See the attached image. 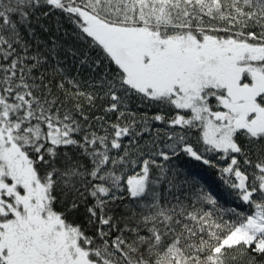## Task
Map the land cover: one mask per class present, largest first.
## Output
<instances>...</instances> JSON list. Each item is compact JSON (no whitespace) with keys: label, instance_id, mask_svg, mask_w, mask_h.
Listing matches in <instances>:
<instances>
[{"label":"trees","instance_id":"1","mask_svg":"<svg viewBox=\"0 0 264 264\" xmlns=\"http://www.w3.org/2000/svg\"><path fill=\"white\" fill-rule=\"evenodd\" d=\"M73 6L118 27L262 48L264 0H0L2 123L87 258L264 264V244H224L254 214L253 200L264 201V131L237 129L231 150L218 149L191 109L130 83ZM206 90L216 105L223 89ZM257 102L264 107V94ZM143 175L133 193L132 179ZM8 192L0 196L2 241L20 210Z\"/></svg>","mask_w":264,"mask_h":264},{"label":"rangeland","instance_id":"2","mask_svg":"<svg viewBox=\"0 0 264 264\" xmlns=\"http://www.w3.org/2000/svg\"><path fill=\"white\" fill-rule=\"evenodd\" d=\"M72 8L81 15L86 30L124 68L130 83L152 96L171 95L179 106L191 109L195 118L204 121L205 139L218 149L231 150L237 129L264 131V107L257 102V97L264 94V65L260 63L264 60V47L209 38L199 41L189 34L163 37L145 27L109 25L82 8ZM245 75L250 81L244 82ZM211 85L223 89L214 106L210 105V92L206 90ZM2 115L0 183H7L15 193L24 223L29 219L41 221L40 226L29 232L31 237L47 235L51 246L63 251L72 262L92 264L81 246L78 232L66 226L50 209L47 186L37 180L11 129L2 123ZM51 138L62 139L59 129L51 133ZM144 178L143 175L132 179L133 193L143 189ZM253 205L254 214L224 244L242 240H256L259 246L264 244V201L253 200Z\"/></svg>","mask_w":264,"mask_h":264},{"label":"flooded vegetation","instance_id":"3","mask_svg":"<svg viewBox=\"0 0 264 264\" xmlns=\"http://www.w3.org/2000/svg\"><path fill=\"white\" fill-rule=\"evenodd\" d=\"M119 46L122 52L126 53L124 48ZM1 183L0 196L7 195V192L11 191L9 185ZM15 215L14 230L9 233L10 236L7 239L0 240V264H76L56 246L52 247L47 235L38 236L37 234L31 237L32 234L29 232L32 233L33 228L41 225L40 220L29 219L24 223L20 212H15Z\"/></svg>","mask_w":264,"mask_h":264},{"label":"water","instance_id":"4","mask_svg":"<svg viewBox=\"0 0 264 264\" xmlns=\"http://www.w3.org/2000/svg\"><path fill=\"white\" fill-rule=\"evenodd\" d=\"M226 117L229 118V119L231 118L230 115H226ZM240 177H241V180H240V188H242L243 185H244V183H245V181H246V176L244 174H241ZM263 188H264V183H263ZM131 190H133V182H132V188H131Z\"/></svg>","mask_w":264,"mask_h":264}]
</instances>
